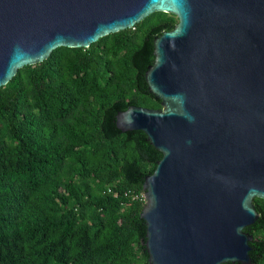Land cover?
<instances>
[{"label": "water", "instance_id": "95a60500", "mask_svg": "<svg viewBox=\"0 0 264 264\" xmlns=\"http://www.w3.org/2000/svg\"><path fill=\"white\" fill-rule=\"evenodd\" d=\"M179 18L146 72L163 107L122 131L163 153L144 183L150 264H253L245 229L264 199V0H0V87L58 47H89L152 13Z\"/></svg>", "mask_w": 264, "mask_h": 264}, {"label": "trees", "instance_id": "16d2710c", "mask_svg": "<svg viewBox=\"0 0 264 264\" xmlns=\"http://www.w3.org/2000/svg\"><path fill=\"white\" fill-rule=\"evenodd\" d=\"M178 22L159 11L89 47H58L0 87V264H150L144 183L163 153L117 115L163 107L146 72L155 38ZM254 203L245 230L264 264V199Z\"/></svg>", "mask_w": 264, "mask_h": 264}, {"label": "built area", "instance_id": "2783aa9c", "mask_svg": "<svg viewBox=\"0 0 264 264\" xmlns=\"http://www.w3.org/2000/svg\"><path fill=\"white\" fill-rule=\"evenodd\" d=\"M144 197H145V195H144Z\"/></svg>", "mask_w": 264, "mask_h": 264}]
</instances>
